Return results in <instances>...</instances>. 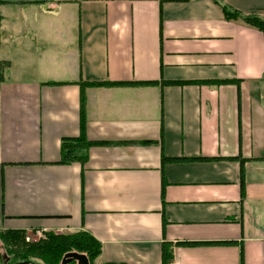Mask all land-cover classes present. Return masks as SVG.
Here are the masks:
<instances>
[{
  "label": "crops",
  "instance_id": "obj_1",
  "mask_svg": "<svg viewBox=\"0 0 264 264\" xmlns=\"http://www.w3.org/2000/svg\"><path fill=\"white\" fill-rule=\"evenodd\" d=\"M218 1L264 17V0ZM0 45V231L87 232L93 264H161L163 243L169 264H264L257 29L213 0H0ZM79 81L117 85L84 89L98 143L61 164Z\"/></svg>",
  "mask_w": 264,
  "mask_h": 264
},
{
  "label": "trees",
  "instance_id": "obj_2",
  "mask_svg": "<svg viewBox=\"0 0 264 264\" xmlns=\"http://www.w3.org/2000/svg\"><path fill=\"white\" fill-rule=\"evenodd\" d=\"M216 4L221 6L223 15L226 20H235L240 18L246 25L257 29L264 40V17L256 15H241L236 10H232L218 0H213ZM202 82H197L200 84ZM209 84H235L238 85L237 80H219L209 81ZM150 85L152 83H145ZM165 85L174 84L163 83ZM80 88V133L75 138H64L60 144V160L61 164H70L77 162L84 165L88 157V149L96 145L98 142H91L85 136V117H84V89L86 87H111L117 85L108 82H78ZM118 85H124L118 83ZM164 159V158H163ZM244 163L245 161L239 159V188L241 197L245 189L244 182ZM26 235L19 230L0 231V242L4 248L10 253L5 259L7 263L1 264H61V259L64 254L69 252H76L84 254L89 264H93L94 260L101 253V244L95 240L90 234L84 231H77L67 234H56L54 232H42L40 238L32 243L25 242ZM9 247V248H8ZM14 249V251H10ZM173 260L171 247L169 244H162L161 246V264H169ZM240 261L242 264V252H240ZM73 264V263H70Z\"/></svg>",
  "mask_w": 264,
  "mask_h": 264
},
{
  "label": "rangeland",
  "instance_id": "obj_3",
  "mask_svg": "<svg viewBox=\"0 0 264 264\" xmlns=\"http://www.w3.org/2000/svg\"><path fill=\"white\" fill-rule=\"evenodd\" d=\"M3 52H4L3 47L0 45V53H3ZM40 235L41 233L40 234L33 233V234H29L28 236L26 235L25 242L27 243L35 242L40 238ZM10 251H14V249H10ZM9 254L10 253L4 248V246L0 242V264L2 263V261L3 263H7L8 259H5V258L9 257L8 256Z\"/></svg>",
  "mask_w": 264,
  "mask_h": 264
},
{
  "label": "water",
  "instance_id": "obj_4",
  "mask_svg": "<svg viewBox=\"0 0 264 264\" xmlns=\"http://www.w3.org/2000/svg\"><path fill=\"white\" fill-rule=\"evenodd\" d=\"M89 264L87 257L84 254L69 252L64 254L61 259V264Z\"/></svg>",
  "mask_w": 264,
  "mask_h": 264
}]
</instances>
